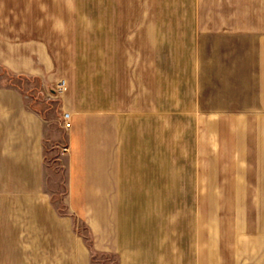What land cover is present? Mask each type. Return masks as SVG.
Returning <instances> with one entry per match:
<instances>
[{"label": "crops", "instance_id": "crops-1", "mask_svg": "<svg viewBox=\"0 0 264 264\" xmlns=\"http://www.w3.org/2000/svg\"><path fill=\"white\" fill-rule=\"evenodd\" d=\"M79 2L13 0V29L0 16V67L37 80L47 93L39 103L58 99L67 114L68 171H86L81 155H94L96 177L68 180V211L89 225L94 250L115 254L116 264H225L231 244L246 250L241 227L231 243L228 224L198 204H264V0H114L119 13L108 20L105 49L96 28L102 20L83 18ZM34 95L0 87V218L18 220L15 234L23 236L0 247V264H91L86 245L71 241V217L57 214L44 188V131L52 120L32 106ZM152 106L165 123L167 113L223 123L213 135L222 139V162L207 170L234 177L187 184L111 177L145 169L133 161L118 166L120 153L135 152L117 145L135 137L124 123L150 120ZM168 192L194 207L165 209L160 201L153 210L152 198L167 200ZM260 217L262 228L263 211Z\"/></svg>", "mask_w": 264, "mask_h": 264}, {"label": "rangeland", "instance_id": "rangeland-1", "mask_svg": "<svg viewBox=\"0 0 264 264\" xmlns=\"http://www.w3.org/2000/svg\"><path fill=\"white\" fill-rule=\"evenodd\" d=\"M113 3L114 0H80L79 2V14L83 18L92 21L102 20V26L97 25L96 28L104 30L102 37L104 49L106 44L110 45V35L112 33L108 20L116 18L119 13L117 10H113ZM0 16L6 19L5 24L8 26L12 25L11 29H13V0H0ZM93 29H95L93 23H90L87 30L93 31ZM89 37L87 36L86 43L89 47L87 49L90 50V46L93 47L94 39ZM1 85L16 86L27 91L28 94L34 92L32 106H37L43 117L52 120L46 124L44 131L43 183L46 191L52 195L50 203L57 214L60 217L68 216L72 219L73 232L71 241L81 240L86 245L91 264H116L117 257L115 254L99 253L94 250L95 236L91 228L84 220L70 214L65 203L68 180L74 177H96V172L91 170L92 165L90 164L94 160V155H81L85 159L83 165L87 168L86 171H68L67 164L70 162V154L64 133L68 123L64 118L65 114L62 113V115L59 111L58 99H52L50 102L43 101L41 105L39 99L44 100L47 93L39 92L40 86L37 80L15 79L10 74L0 72V87ZM153 103L154 100L152 99ZM159 117L157 108L154 109L152 106L150 120L145 119L139 122L136 119L133 125L124 123L122 130L125 131L127 126H129L131 128L129 129L130 133H133L135 137L128 141L120 138L117 148L120 151L127 149L135 153L133 155L120 153L116 163L122 167L127 161H133L135 164L143 165L145 169L111 171L108 172L111 177L166 179L168 184H172L173 180H182L184 184H187L190 180L196 179L203 183L204 179L207 178L220 179L221 182L225 178L234 177L228 171L211 170L222 162V139H213V135L214 132L217 133L223 130V123H195L190 121L192 116L169 113L166 115L165 123L162 121V118L165 117ZM207 126L209 130L206 129ZM81 141L86 143L84 139ZM87 141L94 142L92 139ZM215 152H219V155ZM207 166H211V169L207 170ZM235 173L238 175L240 172ZM152 189L158 190L157 187ZM168 189L171 188L168 187ZM173 189L175 188L172 187ZM176 189L187 190L189 188L177 187ZM219 189L225 190V193L229 194L232 193L230 190L233 188L220 187ZM200 190H205V187H201ZM152 201L156 203V207L153 210L158 209L160 201L165 209L177 206L180 210H190L191 207H194V204L187 202L185 196L180 198L179 195L175 196L174 193L170 195L169 192L167 200L155 197L152 198ZM198 209L199 211L209 212V216L213 217L216 223L225 221L228 224L231 233V243H234L235 239L239 238L235 233L239 232L238 226L240 225L241 227V239H245L246 250L241 252L240 255L237 252L238 247L235 244H231L230 258L225 261V264H264V224L261 228L262 220L260 217L261 212L263 211L264 213V204L253 202H201L198 204ZM18 222V220L14 219L0 218V247L7 246L10 248L15 246L17 242H21L22 234H15ZM153 222H155L154 219ZM54 240L55 243H61L62 236L55 235ZM256 245L259 246L256 247Z\"/></svg>", "mask_w": 264, "mask_h": 264}, {"label": "trees", "instance_id": "trees-1", "mask_svg": "<svg viewBox=\"0 0 264 264\" xmlns=\"http://www.w3.org/2000/svg\"><path fill=\"white\" fill-rule=\"evenodd\" d=\"M0 72H3V73H7V74H10L7 70H5L4 68L0 67Z\"/></svg>", "mask_w": 264, "mask_h": 264}, {"label": "built area", "instance_id": "built-area-1", "mask_svg": "<svg viewBox=\"0 0 264 264\" xmlns=\"http://www.w3.org/2000/svg\"><path fill=\"white\" fill-rule=\"evenodd\" d=\"M66 117H67V114L64 115V118H66Z\"/></svg>", "mask_w": 264, "mask_h": 264}]
</instances>
